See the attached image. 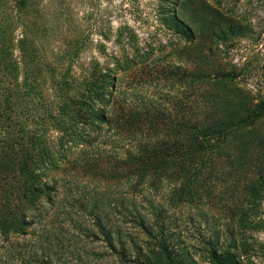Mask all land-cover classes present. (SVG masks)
Instances as JSON below:
<instances>
[{
	"label": "trees",
	"instance_id": "16d2710c",
	"mask_svg": "<svg viewBox=\"0 0 264 264\" xmlns=\"http://www.w3.org/2000/svg\"><path fill=\"white\" fill-rule=\"evenodd\" d=\"M49 1L0 0V237L23 235L41 200L56 195L58 173L82 168L128 181L136 198L148 202L152 222L136 198L115 208L150 238L148 249L159 257L152 263L139 254V264H198L194 247L172 231L169 212L203 197L223 212L200 216L201 257L208 264H264V100L241 86L243 58L227 61L250 26L231 16L224 0L192 8L191 0H178L177 11L164 18L185 41L177 61L165 64L151 51L114 53L105 64L92 58L77 69L74 50L57 60L67 68L46 70L36 31ZM123 30L120 44L136 43ZM166 191V204L154 200ZM104 220L107 213L95 215L108 247L130 262L123 230Z\"/></svg>",
	"mask_w": 264,
	"mask_h": 264
},
{
	"label": "rangeland",
	"instance_id": "374dc122",
	"mask_svg": "<svg viewBox=\"0 0 264 264\" xmlns=\"http://www.w3.org/2000/svg\"><path fill=\"white\" fill-rule=\"evenodd\" d=\"M178 0H171L173 5L164 0H50L43 6L45 24H41L36 31V44L46 70L58 66L68 67L67 63L58 64L61 55H69L74 50L80 51L77 69L87 68L92 58L105 64L106 55L117 54L119 57L129 55L133 57L137 52H153L155 56H163L164 63L177 61L174 53L181 51L185 41L178 35L168 31L164 18L177 11ZM194 4L208 3L217 6V0H191ZM189 2V3H190ZM220 2V1H219ZM231 10V16H241L245 24L250 26L252 33L242 36L241 45L231 46L230 64L241 62L245 75L241 86L260 101L264 100V0H224ZM168 5V6H167ZM170 7V8H169ZM172 12V13H171ZM40 13V10H39ZM123 28V35L136 39L133 42L124 40L122 44L117 40L119 31ZM78 31L80 33H78ZM249 31V30H248ZM238 40V39H237ZM78 41L79 45H74ZM138 45V46H137ZM224 50V48H222ZM228 51V49H227ZM141 54V53H140ZM123 55V56H122ZM231 68V67H229ZM122 73H119L121 75ZM123 76V75H121ZM154 90V87H147ZM145 89V90H147ZM141 88L135 84L134 93ZM73 175L59 172L62 181L58 184V191L50 201L42 199L39 209L35 213L34 223L26 227L23 235H13L9 242L0 237L1 264H139L136 256L147 255L150 262H158L154 256L151 242L140 228L130 222H124L115 208L120 201L132 202L136 196L130 183L117 177L105 178L103 175H91L82 168H77ZM65 186H67L65 188ZM72 188V189H70ZM73 192H72V191ZM168 191L153 196L156 202L165 203ZM215 197L213 196L212 199ZM169 198H167L168 200ZM197 200V199H196ZM139 211L148 214L149 221L154 217L149 213V204L142 198H136ZM188 201V200H187ZM110 203V204H106ZM216 202L210 198H200L195 203L173 204L170 208L172 231L181 236L187 244L192 245L198 264H208L199 252V224L203 212L222 213V207H212ZM80 203L87 205L84 210ZM97 206L95 209L92 206ZM127 205V206H128ZM170 207V205H166ZM92 212H95L94 214ZM107 213L108 220L104 225L121 228L126 240V251L117 243V248L130 256V262L121 260L109 247L105 237L95 223V215L101 217ZM169 215V216H170ZM34 216V215H33ZM196 219L197 225L192 224ZM32 218L28 222H31ZM203 226L205 227L204 221ZM196 227V228H195ZM203 231V230H202ZM183 234V235H180ZM263 238L264 236L261 235ZM136 242V245L135 243ZM152 244V243H151ZM182 261V260H181Z\"/></svg>",
	"mask_w": 264,
	"mask_h": 264
}]
</instances>
